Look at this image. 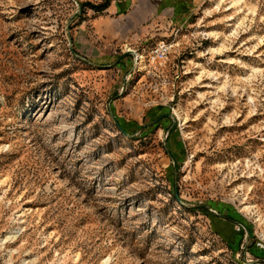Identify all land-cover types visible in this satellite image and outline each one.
Returning a JSON list of instances; mask_svg holds the SVG:
<instances>
[{
	"label": "rangeland",
	"instance_id": "374dc122",
	"mask_svg": "<svg viewBox=\"0 0 264 264\" xmlns=\"http://www.w3.org/2000/svg\"><path fill=\"white\" fill-rule=\"evenodd\" d=\"M230 2L0 0V264H264V0Z\"/></svg>",
	"mask_w": 264,
	"mask_h": 264
},
{
	"label": "built area",
	"instance_id": "2783aa9c",
	"mask_svg": "<svg viewBox=\"0 0 264 264\" xmlns=\"http://www.w3.org/2000/svg\"><path fill=\"white\" fill-rule=\"evenodd\" d=\"M195 1H205V0H195ZM175 45L166 41H160L156 45H154L148 54L142 55L137 52L133 53L135 57V62L138 67L142 66L146 62L150 66V74L155 76H160L163 73V68H165L169 57L172 54ZM139 57V59L137 58ZM144 66V65H143ZM255 247L264 251V232L260 233L255 241Z\"/></svg>",
	"mask_w": 264,
	"mask_h": 264
},
{
	"label": "bare ground",
	"instance_id": "6f19581e",
	"mask_svg": "<svg viewBox=\"0 0 264 264\" xmlns=\"http://www.w3.org/2000/svg\"><path fill=\"white\" fill-rule=\"evenodd\" d=\"M219 1H220V3H224V2H226V1H228V0H219ZM240 1H241V0H232V2H230V4L236 5V4H238ZM130 52H134V51L132 50V51H130ZM138 59H139V57H138Z\"/></svg>",
	"mask_w": 264,
	"mask_h": 264
},
{
	"label": "water",
	"instance_id": "95a60500",
	"mask_svg": "<svg viewBox=\"0 0 264 264\" xmlns=\"http://www.w3.org/2000/svg\"><path fill=\"white\" fill-rule=\"evenodd\" d=\"M121 130V132H123L125 135H127V136H130V135H128L127 133H125L124 131H123V129H120ZM251 237V235L249 234V238Z\"/></svg>",
	"mask_w": 264,
	"mask_h": 264
},
{
	"label": "trees",
	"instance_id": "16d2710c",
	"mask_svg": "<svg viewBox=\"0 0 264 264\" xmlns=\"http://www.w3.org/2000/svg\"><path fill=\"white\" fill-rule=\"evenodd\" d=\"M107 2H108V0H107ZM102 7H104V6H102ZM264 252V251H263Z\"/></svg>",
	"mask_w": 264,
	"mask_h": 264
},
{
	"label": "crops",
	"instance_id": "0c3cea01",
	"mask_svg": "<svg viewBox=\"0 0 264 264\" xmlns=\"http://www.w3.org/2000/svg\"><path fill=\"white\" fill-rule=\"evenodd\" d=\"M193 1H195V0H193Z\"/></svg>",
	"mask_w": 264,
	"mask_h": 264
}]
</instances>
